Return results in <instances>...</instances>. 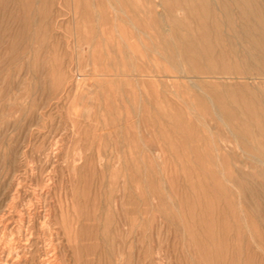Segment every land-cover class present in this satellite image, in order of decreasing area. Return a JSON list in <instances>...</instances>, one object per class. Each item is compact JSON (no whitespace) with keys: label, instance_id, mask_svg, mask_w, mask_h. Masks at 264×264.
<instances>
[{"label":"rangeland","instance_id":"obj_1","mask_svg":"<svg viewBox=\"0 0 264 264\" xmlns=\"http://www.w3.org/2000/svg\"><path fill=\"white\" fill-rule=\"evenodd\" d=\"M0 232V264H264V0H0Z\"/></svg>","mask_w":264,"mask_h":264},{"label":"bare ground","instance_id":"obj_2","mask_svg":"<svg viewBox=\"0 0 264 264\" xmlns=\"http://www.w3.org/2000/svg\"><path fill=\"white\" fill-rule=\"evenodd\" d=\"M108 4H110V3H108ZM238 7V6H237ZM145 9V8H144ZM189 9V8H188ZM253 10V9H252ZM251 10V11H252ZM158 12V11H157ZM124 13V12H123ZM247 13V12H246ZM162 15V14H161ZM260 16V15H259ZM175 18V17H174ZM260 19V18H259ZM131 22V21H130ZM132 23V22H131ZM132 25V24H131ZM134 27V26H133ZM214 28V27H213ZM167 31V30H166ZM228 34V33H227ZM146 35V34H145ZM140 41V40H139ZM141 42V41H140ZM223 42V41H222ZM127 47V46H126ZM135 49V48H134ZM259 49V48H258ZM261 49V48H260ZM224 51V50H223ZM58 52H60V51H58ZM75 58H76V56H75ZM246 63V62H245ZM199 66V65H198ZM77 68V67H76ZM134 70H135V68H134ZM206 71V70H205ZM182 72V71H181ZM78 74V73H77ZM80 74V73H79ZM78 74V75H79ZM208 74V73H207ZM183 76V75H182ZM189 76V75H188ZM200 76V75H199ZM228 76V75H227ZM232 76V75H231ZM237 76V75H236ZM168 77V76H167ZM246 77V76H245ZM261 77V76H260ZM251 78H252V76H251ZM197 79V78H196ZM229 79V78H228ZM189 80V79H188ZM190 82V81H189ZM175 86H176V84H174ZM176 89V88H175ZM199 89V88H198ZM262 89V88H261ZM216 93V92H215ZM228 95V94H227ZM212 102V101H211ZM262 112V111H261ZM84 116V115H83ZM220 119V118H219ZM222 120V119H221ZM223 122V121H222ZM208 128V127H207ZM54 146V145H53ZM17 176V175H16ZM17 178V177H16ZM226 178V177H225ZM48 179V178H47ZM228 180V179H227ZM227 180H225V181H227ZM229 181V180H228ZM227 181V182H228ZM233 186V185H232ZM38 188V187H37ZM37 191V190H36ZM27 192V191H26ZM35 192V191H34ZM44 194V193H43ZM37 195H38V193H37ZM39 197V196H38ZM44 200V199H43ZM240 200V199H239ZM39 201V200H38ZM41 201H42V199H41ZM29 207V206H28ZM19 210V209H18ZM21 210V209H20ZM44 211V210H43ZM19 212V211H18ZM3 214V213H2ZM23 214V213H22ZM31 214V213H30ZM45 214V213H44ZM18 218H20V217H18ZM22 218V217H21ZM46 218V217H45ZM20 220V219H19ZM25 220H26V218H25ZM41 220V219H40ZM5 221H6V219H5ZM22 221V220H21ZM42 222V221H41ZM43 224V223H42ZM246 224V223H245ZM24 225H25V223H24ZM41 226V225H40ZM46 229H47V226H46ZM44 231V230H43ZM43 231H41V232H43ZM20 232V231H19ZM2 232H0V235H2L1 234ZM31 235V234H30ZM19 236V235H18ZM20 237H22L21 235H20ZM27 237V236H26ZM28 238V237H27ZM9 239V238H8ZM11 241V240H10ZM27 241V240H26ZM5 242V241H4ZM6 242H8L7 240H6ZM14 242V241H13ZM1 243H3V242H1ZM11 244V243H10ZM3 246L5 245V246H7V247H9L8 246V243H4V244H2ZM49 245V244H48ZM57 245V244H56ZM48 247V246H47ZM6 247H4V249H5ZM13 248H14V245H13ZM16 248V247H15ZM52 248V247H51ZM26 249V248H25ZM53 249H54V247H53ZM41 250H43V249H41ZM2 251V250H1ZM5 251V250H4ZM7 251V250H6ZM9 251V250H8ZM17 251V250H16ZM27 251V250H26ZM50 251V250H49ZM3 252V251H2ZM10 252V251H9ZM9 252H8V255H9ZM72 252V251H71ZM27 253V252H26ZM2 254V253H1ZM50 254V253H49ZM17 255V254H16ZM42 256H44V255H42ZM1 257V256H0ZM4 257V256H3ZM13 257V256H12ZM11 257V258H12ZM14 258V257H13ZM46 258H49V257H47L46 256ZM51 259V258H50ZM49 259V260H50ZM1 260H3V259H1ZM45 260H47V259H45ZM48 261V260H47ZM9 262V261H8ZM49 262H51V261H49ZM3 263H4V261H3ZM6 263V262H5ZM4 263V264H5ZM44 263H46V262H44Z\"/></svg>","mask_w":264,"mask_h":264}]
</instances>
